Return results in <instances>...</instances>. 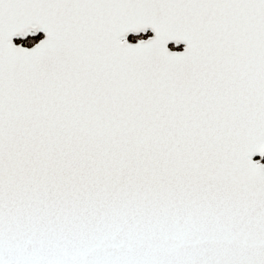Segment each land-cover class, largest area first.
I'll return each instance as SVG.
<instances>
[{
	"label": "snow or ice",
	"instance_id": "6c2138e0",
	"mask_svg": "<svg viewBox=\"0 0 264 264\" xmlns=\"http://www.w3.org/2000/svg\"><path fill=\"white\" fill-rule=\"evenodd\" d=\"M0 264H264V0H0Z\"/></svg>",
	"mask_w": 264,
	"mask_h": 264
},
{
	"label": "water",
	"instance_id": "95a60500",
	"mask_svg": "<svg viewBox=\"0 0 264 264\" xmlns=\"http://www.w3.org/2000/svg\"><path fill=\"white\" fill-rule=\"evenodd\" d=\"M257 157H254V159H256Z\"/></svg>",
	"mask_w": 264,
	"mask_h": 264
}]
</instances>
